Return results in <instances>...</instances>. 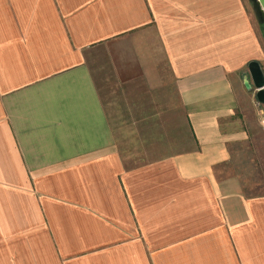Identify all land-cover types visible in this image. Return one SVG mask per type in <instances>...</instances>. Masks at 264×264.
Returning <instances> with one entry per match:
<instances>
[{"label":"crops","instance_id":"crops-1","mask_svg":"<svg viewBox=\"0 0 264 264\" xmlns=\"http://www.w3.org/2000/svg\"><path fill=\"white\" fill-rule=\"evenodd\" d=\"M256 21L249 0H0V264H264V193L227 168ZM112 46L118 89L175 97L178 150L125 138L158 112L108 107Z\"/></svg>","mask_w":264,"mask_h":264},{"label":"rangeland","instance_id":"rangeland-1","mask_svg":"<svg viewBox=\"0 0 264 264\" xmlns=\"http://www.w3.org/2000/svg\"><path fill=\"white\" fill-rule=\"evenodd\" d=\"M253 14L255 17L254 11ZM257 21L256 23L264 43V29ZM120 48L122 49V47ZM120 50L117 46H112L110 52H102L100 49H97L93 56V63L95 65L93 66L95 67L94 70L96 75L105 78V80L102 81H107V79H109L108 84L107 82L98 83L103 97L105 99L108 98L106 100L108 107L114 112L118 111V109L123 111L127 109V106L130 108L140 107V111H146V113L149 108L150 111L154 109L158 112L157 115L154 116V123H151V125L155 124V131L148 132V130L146 131L142 128L141 131H132L133 124L130 120L125 127L129 131L123 133L125 138L141 141L142 156H148L149 150H153L152 147L149 149L147 146L149 140L153 139H155L157 143L155 145L157 156H163L178 150L179 147H177V144L181 139V135H183L184 138L185 133L184 130L181 131V117L176 114L175 97L168 90H160L155 93L154 97L151 95V98H148V94L144 92L143 87L136 83L134 86L130 85L133 86L130 90H127V88L122 90L123 86L118 89V86L111 82V77H116V74L114 73L115 69L112 65H109V63L112 57L115 58V60L118 59L121 53ZM242 72V83L239 85V91H242V93L251 98L250 100H244V107L242 110L246 115L245 125L248 126L251 124L252 126L248 133V140L246 142H237L234 144L232 148V158L227 164V168L241 177L245 192L254 195L264 193V103L257 100L254 89H248L245 85V78L250 82L248 69H244ZM123 91L127 92L129 100H118L119 96L122 97ZM164 109L172 113L160 114L159 112ZM144 116L148 117L146 114L141 115V118ZM114 117L117 118L116 115ZM169 139H171L173 147H164V141H168Z\"/></svg>","mask_w":264,"mask_h":264},{"label":"water","instance_id":"water-1","mask_svg":"<svg viewBox=\"0 0 264 264\" xmlns=\"http://www.w3.org/2000/svg\"><path fill=\"white\" fill-rule=\"evenodd\" d=\"M255 13L256 19L264 29V0H249ZM250 82L245 78V85L248 89L255 90V96L259 102L264 103V73L260 63L252 60L248 63Z\"/></svg>","mask_w":264,"mask_h":264}]
</instances>
